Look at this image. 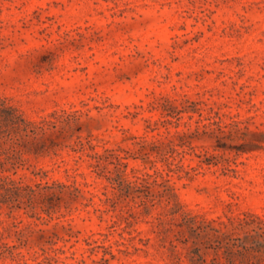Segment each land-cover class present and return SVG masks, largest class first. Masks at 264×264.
Listing matches in <instances>:
<instances>
[{
	"label": "rangeland",
	"instance_id": "rangeland-1",
	"mask_svg": "<svg viewBox=\"0 0 264 264\" xmlns=\"http://www.w3.org/2000/svg\"><path fill=\"white\" fill-rule=\"evenodd\" d=\"M0 264H264V0H0Z\"/></svg>",
	"mask_w": 264,
	"mask_h": 264
},
{
	"label": "trees",
	"instance_id": "trees-1",
	"mask_svg": "<svg viewBox=\"0 0 264 264\" xmlns=\"http://www.w3.org/2000/svg\"><path fill=\"white\" fill-rule=\"evenodd\" d=\"M194 252H195V253H197V250H194ZM199 258H200V256H199V257H197V259H199ZM192 259H193V258H192ZM193 260H194V259H193Z\"/></svg>",
	"mask_w": 264,
	"mask_h": 264
}]
</instances>
